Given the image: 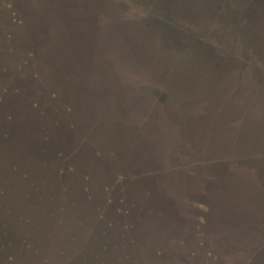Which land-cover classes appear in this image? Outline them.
Returning a JSON list of instances; mask_svg holds the SVG:
<instances>
[{
	"label": "rangeland",
	"instance_id": "1",
	"mask_svg": "<svg viewBox=\"0 0 264 264\" xmlns=\"http://www.w3.org/2000/svg\"><path fill=\"white\" fill-rule=\"evenodd\" d=\"M0 264H264V0H0Z\"/></svg>",
	"mask_w": 264,
	"mask_h": 264
},
{
	"label": "flooded vegetation",
	"instance_id": "2",
	"mask_svg": "<svg viewBox=\"0 0 264 264\" xmlns=\"http://www.w3.org/2000/svg\"><path fill=\"white\" fill-rule=\"evenodd\" d=\"M55 88L57 89V91H58V92H60V93H61V88H60V87H57V86H56ZM63 91L65 92V90H64V89L62 90V92H63Z\"/></svg>",
	"mask_w": 264,
	"mask_h": 264
}]
</instances>
